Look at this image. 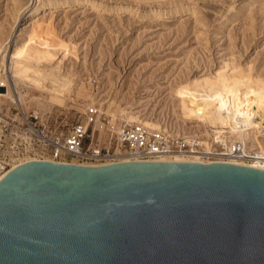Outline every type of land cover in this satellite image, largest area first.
I'll use <instances>...</instances> for the list:
<instances>
[{
	"label": "water",
	"instance_id": "95a60500",
	"mask_svg": "<svg viewBox=\"0 0 264 264\" xmlns=\"http://www.w3.org/2000/svg\"><path fill=\"white\" fill-rule=\"evenodd\" d=\"M0 264H264V170L25 162L0 180Z\"/></svg>",
	"mask_w": 264,
	"mask_h": 264
},
{
	"label": "rangeland",
	"instance_id": "374dc122",
	"mask_svg": "<svg viewBox=\"0 0 264 264\" xmlns=\"http://www.w3.org/2000/svg\"><path fill=\"white\" fill-rule=\"evenodd\" d=\"M31 1L0 0L2 40L14 26L27 33L40 25L46 29L44 41L56 54L43 65L40 86L21 84L17 90L10 80L9 87L16 97L19 92L26 100H44L48 106L42 118L33 113V106L25 114L37 130L67 137L76 125H83L85 147L114 153L121 146V131L142 128L123 115L114 131L107 128L110 119L104 113L99 116L106 129L93 140L98 107L105 110L114 102L137 117L168 126L161 134L168 133L172 144L190 145L187 139L196 135L201 147L224 152L209 128L177 118L179 89L224 66L264 83V0H55L36 18L15 20L14 10ZM4 109L19 119L21 110L14 103L0 104ZM260 139L264 144V136Z\"/></svg>",
	"mask_w": 264,
	"mask_h": 264
},
{
	"label": "bare ground",
	"instance_id": "6f19581e",
	"mask_svg": "<svg viewBox=\"0 0 264 264\" xmlns=\"http://www.w3.org/2000/svg\"><path fill=\"white\" fill-rule=\"evenodd\" d=\"M54 5L55 0L31 1L28 7L14 10V18L15 20L34 19L43 10ZM174 12L182 13V11ZM11 29V32L7 33L9 35L3 40L0 34V79L3 88L6 86L5 93H0V104L10 101L24 114L27 113L30 106H33V113L42 118L43 112L48 109V106L43 104L44 100H26L19 92L16 97L8 82L11 80L14 89L17 90L21 84L40 86L43 80V65L51 62L56 52H53L52 44L44 41L46 29L40 25L31 27L27 33H22V30L17 29L16 26ZM57 46L64 47L62 42H58ZM178 93L181 100L175 110L177 118L182 123L194 120L209 128L207 131L213 132L216 135V140L223 143L225 154H230V146L233 143H239L244 152L258 150L255 153L256 156L248 163L226 158L219 160L264 170V144L260 139L264 136V83L261 80L254 79V77L242 71H236L234 68L227 70V67L224 66L212 76L191 80L183 85ZM107 104L105 110L102 109L103 106H100L97 109L98 112L96 111L98 115L96 114L97 117L91 129L94 131L93 140L100 139L106 129L100 122L99 116L104 113L110 119V126L107 128H112L114 131L118 130L117 120L123 115L126 116V122H136L142 125V128L148 133H163L168 128V126L164 128L159 122H150L137 117L131 110H123L114 102ZM91 109L95 108L91 107ZM213 129L216 130L212 131ZM194 136L196 137V135ZM207 136L210 134L208 133ZM205 147L207 151H210L207 145ZM29 160L36 159H26L27 162ZM158 161L206 163L196 157L180 158L178 156L165 157ZM21 164L23 163L19 165ZM6 174L1 175L0 180Z\"/></svg>",
	"mask_w": 264,
	"mask_h": 264
},
{
	"label": "built area",
	"instance_id": "2783aa9c",
	"mask_svg": "<svg viewBox=\"0 0 264 264\" xmlns=\"http://www.w3.org/2000/svg\"><path fill=\"white\" fill-rule=\"evenodd\" d=\"M2 88L0 79V89ZM17 116L19 119L9 116L6 109L0 110V176L10 172L14 165L17 167L20 163L27 162L26 159L96 167L121 162H159L162 158L176 156L196 157L206 161L203 164L227 163L219 160L222 158L248 163L256 156L252 152H244L239 143L232 144L229 155L225 154V148L222 149L224 152L219 148L207 151L200 146V139L197 137L187 140L190 145L184 142L187 149L184 145L172 144L170 135L166 137L161 133L150 134L140 127L121 131L118 137L120 148L114 153L103 152L97 146L90 148L83 145L86 135L83 125H76L69 136L62 137L54 130H37L21 111ZM49 147L51 149L46 151Z\"/></svg>",
	"mask_w": 264,
	"mask_h": 264
}]
</instances>
